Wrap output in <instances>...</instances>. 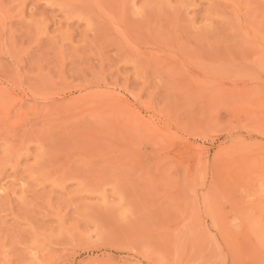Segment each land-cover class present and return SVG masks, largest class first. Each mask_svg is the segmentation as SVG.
<instances>
[{"label":"rangeland","instance_id":"1","mask_svg":"<svg viewBox=\"0 0 264 264\" xmlns=\"http://www.w3.org/2000/svg\"><path fill=\"white\" fill-rule=\"evenodd\" d=\"M0 264H264V0H0Z\"/></svg>","mask_w":264,"mask_h":264}]
</instances>
